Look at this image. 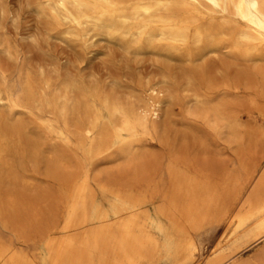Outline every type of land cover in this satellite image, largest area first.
Wrapping results in <instances>:
<instances>
[{"label":"rangeland","instance_id":"obj_1","mask_svg":"<svg viewBox=\"0 0 264 264\" xmlns=\"http://www.w3.org/2000/svg\"><path fill=\"white\" fill-rule=\"evenodd\" d=\"M118 2L123 6L129 0ZM54 15L46 0H0V258L5 264H51L60 251L65 264H117L121 258L111 249L112 239H99L96 250V233L110 225L96 216L130 219L125 202L140 208L145 236L162 243L165 236L152 222L162 223L172 240L165 253L139 247L132 264H205L220 253L264 264V239L257 240L264 213L231 227L225 217L190 224L173 208L162 213L167 204L179 208L191 200L171 178L174 168L213 181L229 210L245 188L243 201H249L254 184L247 183L246 168L264 156L259 134L264 131V50L243 47L240 52L227 36H220L215 47L206 41L174 42L159 37L156 24L152 39L142 38L137 25L121 22L108 33ZM130 28L132 33L125 34ZM113 104L139 113L157 105L159 114L151 118V129L128 144L113 143L107 127L108 144L96 154V136L86 129L96 111L107 117ZM211 107L226 114L219 111L218 125L210 122ZM236 118L243 134L237 143L229 132ZM80 193L85 203L74 212ZM190 236L196 252L184 239ZM65 237L72 242L57 248Z\"/></svg>","mask_w":264,"mask_h":264},{"label":"bare ground","instance_id":"obj_2","mask_svg":"<svg viewBox=\"0 0 264 264\" xmlns=\"http://www.w3.org/2000/svg\"><path fill=\"white\" fill-rule=\"evenodd\" d=\"M46 3H48L52 7L53 12L55 14V19H63L69 23L77 25L78 27L83 24H93L95 27L97 26L100 29L106 30L109 33L111 31L118 30V27L116 25L118 22H121L123 24H129L131 26L137 25L138 29H140V34L143 35L142 38L145 37L146 39H152L153 37H155L153 31L156 28L154 24H156L158 36L164 39L172 40L174 42L191 43L192 41L195 44H199L206 41L211 47H215L218 44V39L220 36H227L228 39H231L233 44L232 46L239 51L240 49L243 50V47H246L245 49L248 51L249 49L251 51V49L258 50L260 48L261 51L264 50V0H129L128 4L123 6L119 4L118 0H46ZM219 15L221 17L217 19ZM196 16L199 17L198 20L196 19ZM203 18L208 19L209 25H205L204 27H202L199 24V20ZM131 33V28L125 31V34ZM221 97L225 98L224 96ZM218 101L220 100L218 99ZM218 101L215 102L217 106V103H219ZM198 102H200L202 105L205 103V99L203 101V98H198ZM229 102H231L230 98L228 103ZM253 102L256 101L254 100ZM200 103H198V105ZM213 106L214 105H212V107ZM221 106L225 107V105ZM202 107L204 106L202 105ZM106 110L108 112L107 117L104 115V112L96 111V118L94 119V122L86 129L85 132L89 136H96V154L99 153V151L104 147V145L108 144V138H106L107 127H111V129L113 130V143H118L120 145L128 144L135 141L142 134V131L151 129V118L157 117L159 114V107L157 105H154L151 109H146L145 111L140 113L135 109H127L118 104L108 106ZM215 110V113L211 116L212 118L210 119V122L218 125L223 110ZM219 111H221L222 113ZM228 112L229 114H231L229 110ZM224 117L223 119H226ZM115 118L119 119V124H115ZM232 120L229 122L231 123L229 132L230 135L235 137V142L237 143V141H240V138L242 139V137H239L240 134L243 135L240 131L241 128H239V124L237 123L240 121V119L239 121H236L238 120L236 118L235 120H233L234 122ZM59 134L61 136L66 135L65 131L63 130H60ZM259 134L261 135L260 137L264 138V131ZM205 147H207V145ZM170 174L171 178L175 179L176 181H179L180 189H177L183 194V196L185 195L186 197H190L191 200L189 199L190 201L188 204L185 202L186 205H183L181 203V207L178 208V205L176 204V200L178 198L176 197L175 204L177 206H175L174 203L171 207H169L171 203L169 204V206L167 204L168 207L163 206L164 208L162 209V213L164 215H167L173 209L174 211L178 210L179 212H181V214L183 213V215H186V217L189 218L187 219V221L190 224L197 223L199 222V220L202 221V219H205L208 216H217L220 218V220L225 217L227 221L226 226L231 227L243 221L247 216H250L255 212L262 214L264 213V156L263 158L257 159L248 168H246V177L248 179L247 183L250 185H254L251 186L253 188L251 189L250 195L248 197L249 201H243L245 192L249 190L248 188H245L244 191L239 193L240 198L234 210H229L227 208L225 203V194H219V190L216 187L217 185L215 186L214 183L212 184L213 181L210 183L208 182V180L205 179H203L202 181L195 179L194 176L187 177V174L183 175V171L178 170L177 168H174ZM236 181L239 182L238 179ZM185 185L188 186L186 189L184 188ZM81 193L79 199L72 205V209L74 212L82 204L85 203V199L84 197H82ZM114 202L116 204L117 201L114 200ZM127 203L128 202H125L124 204L122 203L123 211H129L133 213L130 219L121 218L120 220H116L117 222H113L114 220L112 221V219L109 217V215H106V213L97 214L96 219L98 221H101L103 223H110V225L104 227L101 231L96 233V250L99 249L97 246L99 239H112L113 244L111 245V249L115 253L118 252L119 258H121L119 259L117 264H132L131 262L133 259V253L137 249H139V247L144 249L151 247L154 253L168 252L171 248L169 242H171L172 240H170V237L165 234L166 229L162 226L163 224L161 223L160 225L152 222V225L155 227V229L160 234L165 236V240L159 244L152 237L144 235V226L140 224L141 221L139 222L138 220L140 213L138 211L140 210V208L136 206H134L133 208L128 207L129 205ZM150 214L151 213L147 215L151 216ZM117 215L119 216L118 213ZM170 219H173L172 216ZM201 223L202 222L199 223V227L201 226ZM71 227H73V224L69 223L68 221L66 230L69 231L68 229H70ZM191 227H189L190 230ZM256 230L258 231V229ZM73 232L74 231H72V233ZM192 238L193 237L190 236L187 237V239H184L187 240L186 242L188 248L192 247L193 251H195L197 250V245ZM262 239H264V224L257 240ZM48 240H50V242H55L54 239L48 238ZM71 242L72 240H69V238L65 237L63 240L56 242V247L62 249V246ZM217 245L215 246V248H217ZM61 252L62 251L51 257V264H65L64 254ZM168 254H170V252ZM147 257L148 256L146 255L145 258L147 259ZM263 258L264 252L260 255V259ZM0 259L1 262L5 261L2 257ZM258 262V258L249 259L248 261H240L236 259V255L234 254L220 253L205 261V264H258ZM5 263L6 261L4 262V264Z\"/></svg>","mask_w":264,"mask_h":264}]
</instances>
